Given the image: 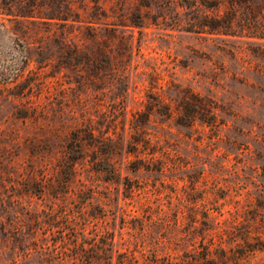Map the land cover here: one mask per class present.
<instances>
[{"label": "rangeland", "instance_id": "obj_1", "mask_svg": "<svg viewBox=\"0 0 264 264\" xmlns=\"http://www.w3.org/2000/svg\"><path fill=\"white\" fill-rule=\"evenodd\" d=\"M207 12L183 0H0V77H14L0 86V264H62L70 216L80 241L114 232L121 249L148 251L171 231L182 254L192 227H244L264 209V19L234 34L189 22ZM190 92L222 123L202 113L189 124L180 100ZM87 123L150 136L170 167L133 170L139 149L108 157L87 143L67 181L66 145ZM203 202L219 208L208 216ZM262 261L259 249L245 264Z\"/></svg>", "mask_w": 264, "mask_h": 264}, {"label": "trees", "instance_id": "obj_2", "mask_svg": "<svg viewBox=\"0 0 264 264\" xmlns=\"http://www.w3.org/2000/svg\"><path fill=\"white\" fill-rule=\"evenodd\" d=\"M185 6H193L195 9L201 10L203 6L213 9V13L207 12L204 18L193 16L189 22L201 27H207L211 33H235V28L244 20L255 25L256 21L264 19V0H183ZM183 3V2H182ZM8 13L13 11L12 6H8ZM64 19H68L64 17ZM205 19V20H203ZM60 34H66L65 28L69 26L68 22H63ZM105 29L112 30L113 26H106ZM67 36V34H66ZM61 46H71V43L65 38H59ZM123 74L119 77L121 78ZM126 76V75H124ZM14 80L13 76L0 77V86H7ZM191 95H185L180 100V105L185 111L186 120L189 124H193L195 116L203 113V118L211 124H220L218 114L215 111L213 101L190 92ZM197 101L201 104L198 105ZM167 115H172L171 110H166ZM184 115V114H183ZM122 126V130H115L113 134L99 130L91 123H87L84 129L78 128L73 131L70 141L67 143V153L65 158L70 160L68 163L67 181L70 180L76 171V160L85 156V145L92 143L94 147L100 143L107 146L106 156H110L111 152H120L127 145L128 152H134L139 149L142 152L140 160H131L129 168L138 170L146 168L150 171L164 172L170 166L167 160H158L155 156L156 149L152 148L153 142L150 136L144 138L129 139L127 141L126 129ZM103 137V138H101ZM135 137V136H133ZM141 143L144 147H141ZM149 148L151 150H149ZM96 151V149H95ZM114 173H118L117 166L111 169ZM198 180V179H197ZM137 184L129 181L126 185L127 196H134ZM199 196H195L193 203L196 209L199 208ZM205 206V214L209 216L211 209L219 208L215 204L202 203ZM264 207V206H263ZM255 215L246 219L245 226H237L232 228H220L213 225L208 220L205 226L192 227L186 232V236L190 237L189 247L182 254L176 251L177 246L183 239L176 233L166 232L162 239H158L156 244L150 245L148 251L144 248L127 246L123 249L116 245L114 232L104 233L103 238L86 243L80 241L78 222L71 216L68 219L69 230L75 234L70 236L71 243L65 250L63 256L59 259L62 264H245L257 250L264 249V209L256 208ZM164 219L158 217L157 220ZM87 221L80 226L85 228ZM80 228V229H81ZM228 237L231 239L230 244H225ZM164 248L163 254H160L158 247ZM137 251H141L140 256ZM143 257V259H142ZM259 264H264V261Z\"/></svg>", "mask_w": 264, "mask_h": 264}]
</instances>
